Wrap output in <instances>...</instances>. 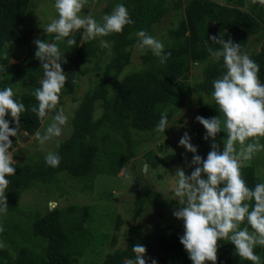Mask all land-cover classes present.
I'll return each instance as SVG.
<instances>
[{"label": "trees", "instance_id": "obj_1", "mask_svg": "<svg viewBox=\"0 0 264 264\" xmlns=\"http://www.w3.org/2000/svg\"><path fill=\"white\" fill-rule=\"evenodd\" d=\"M244 1L237 0L236 6H227L212 0H186L182 6L176 0H109L107 8L123 4L134 23L125 26L122 33L101 37V40L108 42L107 47H103L96 39L83 40L81 30L70 37L77 41L73 47L67 45L68 38L57 41L58 48L63 51L61 63L64 59L67 61L62 64L67 80L61 90L59 104L63 103L64 97L74 94L81 77L91 72H99L101 77L76 104L71 119V133L53 151L61 157L59 166L50 167L45 162V156H39L16 166L15 175L7 177L10 184L6 190L8 207L4 214L17 212L20 195L37 186H48V191H52L62 188L63 178L85 179L93 173L117 175L127 163L135 159L136 150L142 141H152V137L142 138L141 134L154 135L162 114H167L169 123L173 114L184 107L193 90L212 97V82L221 75L223 60L210 57L205 41L211 36L222 35L225 41H234L241 45L242 53L246 52L251 38L260 40L259 50L250 58L259 65L258 76L264 83V7L248 0V10H244L241 9ZM169 2L173 3L174 9H182L183 13L177 25L167 32L164 52L171 53L167 62L160 63L148 49L141 55L140 67L126 72L131 61L130 48L138 41L135 34L143 30L154 36V27L165 16ZM30 3L31 0H0V90L11 86L14 98L23 102L27 109L21 114L18 136L10 137L13 147L20 134H24L26 139L42 125L30 110L38 104L32 92L41 86L43 79L41 62L35 57L37 48L34 41L40 39L48 42L55 37L50 34L34 38V29L25 25ZM209 43L213 49L220 47L211 44V39ZM12 46L29 49L27 57L19 61L14 71H11L10 61L17 60L18 54L11 50ZM89 63L93 65L89 66ZM198 64H204L202 80L190 86L187 82L189 73ZM20 76H23L24 85L21 92L15 91ZM97 102L102 114L95 118ZM169 105L171 108L166 111ZM219 115L213 99L199 108V116L206 119ZM6 119L10 121L11 127H16L10 115ZM220 136L226 137V134ZM166 143L170 144L169 141ZM158 150L162 148L159 146ZM143 159L150 168L160 164L179 166L188 163L183 155L158 158L153 151L146 152ZM241 171L249 187L264 183V177L256 175L253 165H245ZM164 202L158 192L145 185L136 193L135 210L144 209L145 203L149 207H157ZM87 212V206L69 205L45 209L42 215L34 213L28 225L29 235H23V239L29 242L30 238L32 243L34 240L38 243L34 247L26 243V246H19L13 251L6 246V239L2 238L0 264H77L90 241L88 230L84 227ZM120 224L118 220L116 229ZM10 231L13 233L11 228L8 229ZM16 231L21 234L19 229ZM126 235L125 247L108 253L102 264H124L126 259H134L132 247L137 243L146 247L147 264H152V260L157 264H192L180 243L183 234L173 225L156 227L152 231H143L141 227L133 225ZM11 240L15 242V237ZM234 253L233 244H219L217 264H252L251 261L241 260ZM255 253L260 256L261 264H264V247L257 246Z\"/></svg>", "mask_w": 264, "mask_h": 264}, {"label": "clouds", "instance_id": "obj_2", "mask_svg": "<svg viewBox=\"0 0 264 264\" xmlns=\"http://www.w3.org/2000/svg\"><path fill=\"white\" fill-rule=\"evenodd\" d=\"M89 0H55L54 7L58 19L47 24V34H55V41L67 39V45L73 47L77 41L72 37L74 32L83 29V40L92 41L113 33H122L127 25L134 21L127 8L117 4L111 14L104 15L97 21L90 13L82 15V10ZM253 4L264 7V0H252ZM138 47L149 49L166 63L171 53L165 54L163 43L146 31H138ZM131 38V37H130ZM211 44L219 45L213 49ZM37 51L35 57L41 62L43 79L41 86L35 88L32 95L38 102L31 107L41 124L50 113L51 124L44 134L35 133V139L44 150L47 142L58 138L68 122L64 109H57L61 90L67 80L62 68L61 53L57 43H49L37 39L34 41ZM103 47L108 46L106 40L100 41ZM207 51L214 60L222 58V73L213 80V100L218 106L220 115L206 119L197 116L196 120L206 129L205 140L211 139V150L207 158L198 155V149L191 143L187 132L179 141V145L193 154L191 165L193 171L187 175L184 168H177L175 176L174 197L179 207L173 215L183 221L184 234L180 243L188 253L192 264H217L219 241L235 246V255L241 260L261 264V258L255 253L257 246L264 247V183L249 187L243 178L241 169L245 162L264 151V83L259 79V65L247 53L241 52V45L232 40L225 41L221 37L211 36L205 41ZM7 47V44H5ZM7 55V54H5ZM207 104L206 100H204ZM23 102L14 98L11 86L0 90V213H6L8 200L6 190L14 176L16 164L13 156V142L10 137H17L20 130L21 114L26 111ZM11 116L16 127L10 126L6 117ZM169 128L167 114H162L155 127L157 133H165ZM226 133L223 151L216 143L217 135ZM61 157L58 153L48 151L45 162L50 167H58ZM187 162V160H186ZM126 167V166H125ZM125 167L121 172L123 173ZM148 165H144L145 172ZM126 179H131L127 176ZM55 208V202H50ZM251 229V231H250ZM4 228L0 226V232ZM3 245L0 244V247ZM134 259H126L124 264H147L146 247L137 243L132 247ZM152 264H157L152 260Z\"/></svg>", "mask_w": 264, "mask_h": 264}, {"label": "rangeland", "instance_id": "obj_3", "mask_svg": "<svg viewBox=\"0 0 264 264\" xmlns=\"http://www.w3.org/2000/svg\"><path fill=\"white\" fill-rule=\"evenodd\" d=\"M180 1L182 6L186 0ZM221 5L236 6L237 0H212ZM248 0L244 1V7L241 9L248 10ZM55 0H31L28 8V17L25 25L34 29V38L40 35L47 34L44 27L51 23L52 20L58 19V13L54 7ZM109 0H89L88 5L82 10V15L91 14L97 21H101L104 15L111 14L115 5L108 7ZM182 9H174L173 3H168V11L162 20L154 27V36L160 40L164 47L167 45L165 39L169 29L177 25L180 19ZM75 33V32H74ZM73 33V34H74ZM55 35V34H53ZM81 36L83 37V29H81ZM101 41V37L96 39ZM49 43L57 42L55 39H50ZM261 41L251 38L247 44L246 52L249 57L259 50ZM18 54L17 60H11V71H14L15 66L27 57L29 54L28 48L18 49L11 47ZM60 50V49H59ZM138 47V41L130 48L131 61L127 66L126 72L135 71L140 67L141 55L144 51ZM61 57L63 51L60 50ZM244 53V52H243ZM93 63H89L92 66ZM204 64L194 66L188 76L187 82L190 86L202 80V70ZM125 72V73H126ZM101 73L91 72L83 76L77 82V87L72 95L64 97L63 103L58 104L57 109L63 108L65 115L68 117V122L63 128V133L58 138H53L47 142L44 150L40 149L38 141L35 139V134L27 136L25 139L22 134L16 139V144L13 147L14 160L17 162L16 166H21L26 162L37 159L39 156H45L48 151H54L57 144L66 139L71 133V119L75 111V106L84 94L92 89L99 81ZM42 81V79H41ZM23 76H20L19 83L15 87V91H23ZM212 97L198 91H192L190 97L182 109L175 112L169 122V128L165 133L141 134L142 138H151L152 141H142L138 146L136 152L137 156L124 167L123 173L121 170L115 176H108L105 174L93 173L85 179L63 178L62 188L48 191V186H37L34 189L25 191L19 197V208L17 212L10 214L0 213V226L4 228L0 232V240L4 241L8 248L15 250L19 246L29 244L34 247L38 242L29 239L26 242L23 238L29 235L28 225L34 213L44 214L45 209H54L50 206V202H55V208H63L69 205H78L81 207L87 206L88 212L84 227L88 230L89 243L86 246L83 254L78 258L77 264H102L106 255L118 248H124L127 240L126 231L133 225L141 227L143 231H152L156 227L165 225H173L177 227L182 234H184L183 221L178 220L173 215L175 209L179 207V202L174 197L175 176L177 168H184L187 175H190L194 170L191 165L193 154L179 145L180 139L185 132L191 137V143L197 147L198 155L207 157L211 150L210 138L205 140L206 129L201 125L196 117L199 116V108L212 101ZM169 105L166 111L169 110ZM102 114V109L99 103H96L94 116L99 117ZM50 113L46 117L44 123L40 126L38 131L44 134L46 128L52 122ZM221 134H226L221 131L216 138V142L220 144L221 151H223V141L226 137H221ZM200 139V140H199ZM143 140V139H142ZM166 141H169L168 145ZM202 141V142H200ZM264 143V139L261 141ZM162 150H158V147ZM155 152L158 158H164L169 155H183L188 159V163L179 166H167L164 164L158 165L156 168H150L148 165L147 171L144 169L143 155L148 152ZM253 165L256 169V175L264 177V151L257 153L251 161L245 162V165ZM63 176V175H62ZM60 176V178L62 177ZM130 176L131 179H126ZM145 185H148L152 191L158 192L161 198L165 201L163 205L157 207H149L144 204V209L136 211V193ZM121 224L116 229L117 221ZM11 228L13 233L8 229ZM16 229H19L16 231ZM24 235V236H23ZM15 237V242L11 238ZM115 242L113 243V238ZM17 238V240H16ZM219 244L226 243L219 241Z\"/></svg>", "mask_w": 264, "mask_h": 264}]
</instances>
